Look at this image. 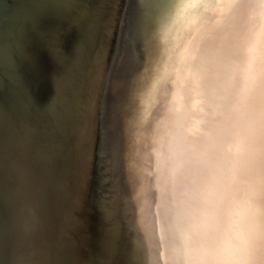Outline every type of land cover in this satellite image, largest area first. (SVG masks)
Wrapping results in <instances>:
<instances>
[{
  "label": "water",
  "instance_id": "water-1",
  "mask_svg": "<svg viewBox=\"0 0 264 264\" xmlns=\"http://www.w3.org/2000/svg\"><path fill=\"white\" fill-rule=\"evenodd\" d=\"M137 18V0H0V264H156L165 233L135 191Z\"/></svg>",
  "mask_w": 264,
  "mask_h": 264
},
{
  "label": "clouds",
  "instance_id": "clouds-1",
  "mask_svg": "<svg viewBox=\"0 0 264 264\" xmlns=\"http://www.w3.org/2000/svg\"><path fill=\"white\" fill-rule=\"evenodd\" d=\"M137 9L135 191L165 233L156 264L165 246L173 264H264V0Z\"/></svg>",
  "mask_w": 264,
  "mask_h": 264
},
{
  "label": "rangeland",
  "instance_id": "rangeland-1",
  "mask_svg": "<svg viewBox=\"0 0 264 264\" xmlns=\"http://www.w3.org/2000/svg\"><path fill=\"white\" fill-rule=\"evenodd\" d=\"M258 182V181H257Z\"/></svg>",
  "mask_w": 264,
  "mask_h": 264
}]
</instances>
